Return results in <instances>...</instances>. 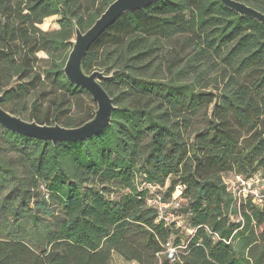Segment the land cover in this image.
I'll return each instance as SVG.
<instances>
[{
  "label": "trees",
  "instance_id": "trees-1",
  "mask_svg": "<svg viewBox=\"0 0 264 264\" xmlns=\"http://www.w3.org/2000/svg\"><path fill=\"white\" fill-rule=\"evenodd\" d=\"M114 1L0 0L1 106L41 126L91 121L96 102L64 68L76 30ZM82 68L107 77L103 132L54 145L0 125V264H264V206L225 183L264 176V23L220 0H160L109 27Z\"/></svg>",
  "mask_w": 264,
  "mask_h": 264
},
{
  "label": "water",
  "instance_id": "water-1",
  "mask_svg": "<svg viewBox=\"0 0 264 264\" xmlns=\"http://www.w3.org/2000/svg\"><path fill=\"white\" fill-rule=\"evenodd\" d=\"M160 0H115L94 25L85 33L76 30V38L72 51L66 62L64 73L69 82L86 90L96 102L98 109L95 117L79 128L67 129L59 125L41 126L35 122H26L20 117L7 112L2 106L0 96V125L17 134L52 142L54 145L60 142L86 141L103 132L112 121L115 111L113 99L101 85V81L107 77L104 72L94 71L86 73L83 68V60L89 49L100 36L123 15L131 11L140 10L151 6ZM226 7L235 12L254 18L264 23V14L249 7L247 4L236 0H220Z\"/></svg>",
  "mask_w": 264,
  "mask_h": 264
},
{
  "label": "built area",
  "instance_id": "built-area-1",
  "mask_svg": "<svg viewBox=\"0 0 264 264\" xmlns=\"http://www.w3.org/2000/svg\"><path fill=\"white\" fill-rule=\"evenodd\" d=\"M231 177L233 180L232 184L230 185L226 180L225 183L229 186V190L238 204L251 198L258 206H264V176L262 174H257L250 178L242 175H232ZM150 189L155 191L157 187L150 186ZM181 190L182 188H178L179 193ZM148 204L157 207L160 211V218H165L166 221L171 220V214L168 213V210L176 207L174 203H164L159 195H155L150 199ZM165 255L170 262L176 260L177 248L172 241L167 242Z\"/></svg>",
  "mask_w": 264,
  "mask_h": 264
},
{
  "label": "rangeland",
  "instance_id": "rangeland-1",
  "mask_svg": "<svg viewBox=\"0 0 264 264\" xmlns=\"http://www.w3.org/2000/svg\"><path fill=\"white\" fill-rule=\"evenodd\" d=\"M51 21L52 20H49L48 23L44 26H42V29L43 30H47V29H50L52 28L53 26H51ZM179 51V54L182 56V57H187L188 55V52H182V50L179 48L178 49ZM171 56L174 55V52H171L169 53ZM38 57L40 59H43V60H47L48 59V56L45 54V53H39L38 54ZM1 84V82H0ZM203 86L207 85V81L206 83H202ZM201 85V86H202ZM202 86V87H203ZM209 88V87H208ZM208 91L212 90V87L207 89ZM19 172V171H18ZM258 174H261V173H258ZM23 175V174H21ZM226 182L228 181V183L231 185L232 184V177L231 176H228L226 179ZM169 183V182H168ZM167 183V184H168ZM166 191H163V194H165ZM169 211L172 213V215L175 213L176 209H169ZM179 217H177V215H171L170 218L172 221L176 222L178 221L179 222V226H180V231H178L179 233V236L183 237V240H187L190 236V232L188 231L189 229V224H188V220L185 216H183L180 212H176ZM174 240H175V236H174ZM173 240V241H174ZM111 264H127L120 256H118L117 254H114L113 257H112V261H111Z\"/></svg>",
  "mask_w": 264,
  "mask_h": 264
}]
</instances>
